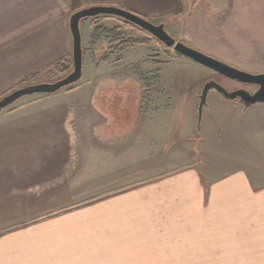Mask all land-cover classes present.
Listing matches in <instances>:
<instances>
[{"label":"crops","instance_id":"0c3cea01","mask_svg":"<svg viewBox=\"0 0 264 264\" xmlns=\"http://www.w3.org/2000/svg\"><path fill=\"white\" fill-rule=\"evenodd\" d=\"M101 1L0 0V95L71 54L79 9L186 11ZM247 1L212 0L211 12L194 0L179 39L264 73V25L247 20L264 18V0ZM118 19L85 20L77 83L0 111V264H264V103L211 90L199 113L215 73L149 40L113 57L94 33L120 32Z\"/></svg>","mask_w":264,"mask_h":264},{"label":"water","instance_id":"95a60500","mask_svg":"<svg viewBox=\"0 0 264 264\" xmlns=\"http://www.w3.org/2000/svg\"><path fill=\"white\" fill-rule=\"evenodd\" d=\"M109 16L128 22L140 30H143L160 44L172 49L176 54L199 64L213 73L241 85L255 86L257 90L249 93L244 89L228 91L214 80H208L200 93L198 112L205 104L206 95L213 90L227 100H237L245 106L264 103V73L252 74L230 65H227L213 57L205 55L186 44L176 41L164 29L163 24H152L141 16L115 6H90L73 12L68 21L72 42V70L65 77L51 83H35L17 88L0 98V111L11 106L19 99L32 95H47L60 91L77 83L81 78L83 52L81 46L80 21L82 19Z\"/></svg>","mask_w":264,"mask_h":264},{"label":"rangeland","instance_id":"374dc122","mask_svg":"<svg viewBox=\"0 0 264 264\" xmlns=\"http://www.w3.org/2000/svg\"><path fill=\"white\" fill-rule=\"evenodd\" d=\"M96 0H78V5H80L81 3L82 4H89L90 2H94V3H97V2H95ZM134 0H110V1H108V2H104V3H110V2H112V3H117V4H119V5H123L124 4V2H127V3H125V5L126 6H129V7H131V8H134V5H135V3L133 2ZM181 2H182V4L184 3V5H185V10L187 11V9L190 7V5H191V3L194 1V0H180ZM202 1V4L204 3V8H206L208 11H211V3H212V0H200V2ZM217 1V0H216ZM221 3H228V0H219ZM99 2H103V1H101V0H99ZM248 3H250L251 5H254L255 4V1H251V0H248L247 1ZM130 4V5H129ZM95 5H97L98 6V4H95ZM93 6V5H92ZM100 6H111V5H100ZM88 7H90V6H88ZM256 7V6H255ZM85 8H87V7H85ZM164 8V7H163ZM83 9V8H82ZM124 9V8H123ZM161 10L162 9H157V11H159V13H156V14H154L153 12V14L151 13V15H147V16H144V17H142V18H144L145 20H147L148 22H150V23H152V24H155V25H157V24H164V27L166 28H164L165 29V31L171 36V37H173L176 41H180V42H182L180 39H179V35H180V31H181V23H182V21H183V19H185V16H184V14L186 13V11L184 12V13H182V15L181 16H167L166 14H169L170 13V11L169 12H167L166 10H163L162 12H161ZM129 11V10H128ZM212 12V11H211ZM163 13H165V14H163ZM260 18H261V16H255V17H251V19L249 20V19H247L248 21H251V22H249L250 23V25L253 27V26H257V25H264V18H261V21H259L260 20ZM118 20H120V19H118ZM257 20V21H256ZM85 20H82L81 21V24H80V35H81V46L83 45V42H84V39H83V33L85 32V30H84V24H85ZM120 22H121V27H120V29H121V31L120 32H118V29H116V28H114V29H116L117 30V37L114 39V37L112 36V35H110L107 31H109V30H105V29H103V28H100V30H98V31H96L95 33H94V37H96L97 35L98 36H100V39H101V37L104 39V38H106V40H108L107 42L108 43H112V46L110 47V49L112 50L111 51V55L113 56V57H116V56H118L119 54V52H121L120 51V44H122L123 42H126V41H129V40H138V41H145L146 43H148V40L150 41V42H154L155 43V41L148 35V34H145V33H143V32H141V31H139L138 29H137V27L136 28H125L124 26V24L122 23V21L120 20ZM258 22V23H257ZM119 29V30H120ZM102 30H105L106 32H102ZM112 30V29H111ZM148 38V39H147ZM114 43V44H113ZM157 43V42H156ZM182 43H184V42H182ZM157 45L158 46H163V48H167V47H165L164 45H160L159 43H157ZM137 46V45H136ZM153 47H151L150 48V50L153 52V49H152ZM155 50V49H154ZM157 50H155V52H156ZM165 54H172V55H176V53L172 50V49H167V51H165ZM71 55V54H70ZM86 58V57H85ZM82 59V72H84L85 71V69L87 68V60L86 59ZM155 59L156 60H164V56H162V55H160V56H155ZM168 67H165L164 69H162V70H159V73H162V75H165V73H164V71H166V70H168L169 69V75H170V73H173L171 70H172V64H170V65H167ZM237 69V68H236ZM61 78H63V77H56V78H54V81H56V80H58V79H61ZM212 80H214V81H216V82H218V83H220L225 89H227L228 91H233V89H235V88H240V87H244V86H242L241 84H238V83H236V82H232V81H227L226 79H224L223 77H221V76H219V75H213V78H212ZM53 81V82H54ZM29 83V82H28ZM161 87V86H160ZM162 88H163V86H162ZM15 89H17V88H15ZM15 89H13V90H15ZM12 90V91H13ZM6 94H8V92L6 93ZM159 96H161V94L160 93H157ZM156 96V98L157 97H159V96ZM156 98H155V100H156ZM155 104H156V101H155ZM137 178L136 177H129V178H126V187H127V183H129V182H133V181H135ZM142 179V178H141ZM97 195H99V194H94V195H92L93 197H97ZM87 198V197H86ZM86 198H84V199H86ZM84 199H82V200H80V201H83ZM80 201L78 200L77 202H75V203H80ZM71 203V202H70ZM81 203H83V202H81Z\"/></svg>","mask_w":264,"mask_h":264},{"label":"trees","instance_id":"16d2710c","mask_svg":"<svg viewBox=\"0 0 264 264\" xmlns=\"http://www.w3.org/2000/svg\"><path fill=\"white\" fill-rule=\"evenodd\" d=\"M82 20H86V19H82ZM81 21H80V23H81ZM121 21L125 25L124 26L125 28H130V27L136 28L134 25H132L128 22H125L123 20H121ZM138 30L147 34L143 30H140V29H138ZM102 32H106V31L102 30ZM107 32L110 35H112L114 37V39L117 37V30L116 29H112V30H109ZM150 37L155 42L159 43L152 36H150ZM144 43H146V42L145 41H138V40H129V41H126V42H123L122 44H120V51H124L125 49L134 47V46L139 45V44H144ZM82 52H83V49H82ZM71 70H72V57H71V55H69L68 57H62V58L56 60L55 62H53L52 64H50L49 66H47L46 68H44L43 70L36 72L34 74H31L27 78L18 82L13 88L8 90V93L11 92L15 88H20V87L35 84V83H51L54 81V78H56V77H59V76L65 77L67 74H69L71 72ZM6 93L0 95V98L3 97L4 95H6Z\"/></svg>","mask_w":264,"mask_h":264},{"label":"flooded vegetation","instance_id":"af4514ba","mask_svg":"<svg viewBox=\"0 0 264 264\" xmlns=\"http://www.w3.org/2000/svg\"><path fill=\"white\" fill-rule=\"evenodd\" d=\"M242 86H244V87L235 88L233 90H236V89H244V90L248 91L249 93H254L257 90V87H255V86H248V85H242Z\"/></svg>","mask_w":264,"mask_h":264}]
</instances>
